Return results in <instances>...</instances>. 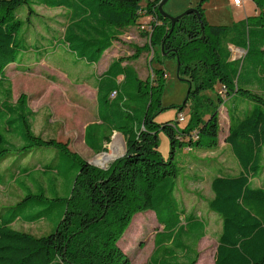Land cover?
I'll list each match as a JSON object with an SVG mask.
<instances>
[{"label":"trees","instance_id":"obj_1","mask_svg":"<svg viewBox=\"0 0 264 264\" xmlns=\"http://www.w3.org/2000/svg\"><path fill=\"white\" fill-rule=\"evenodd\" d=\"M160 1L0 0V166L12 157L16 164L13 167L11 162L14 174L31 175L27 168L20 170L23 160L33 151L49 148L44 151L55 150L57 161L49 169L61 173L63 159L68 169L75 171L64 196L57 194L54 182L51 198L45 197L44 201L37 193L47 189L48 186L40 185L45 177L19 183L27 194L14 206L0 208V264H130L118 241L133 216L145 212H152L162 228L155 235L154 247L144 264H161L165 256L174 259L176 254L186 256V260L174 264H195L196 245L206 233V222L202 224L196 213L180 214L183 212L176 197L179 172L173 162L174 151L177 145L186 146L187 150L217 146L218 108L225 101L221 93L227 97L237 95L248 103L242 117L229 112L225 138L240 171L223 172L210 183L213 197L207 207L221 224L214 263L264 264V187L253 185V179L264 169V97L254 92L264 90V0H251L257 13L231 25L210 24L201 0L195 11L189 10L175 22L171 32L169 19L158 13ZM38 7L64 10L62 46L67 54L91 64L97 63L118 40L119 32L139 25L140 18L149 16L147 46L154 50L149 65L161 59L177 61V76L189 83L179 113L187 100L193 99L186 123L182 126L177 119L160 123L154 120L165 109L161 106L165 67H151V84L127 73L119 62L102 76L97 99L99 102L103 98L105 104L103 118L111 115L113 128L124 135L123 156L103 170L69 150L66 143L36 136L25 98L21 96L16 104L11 103L5 74L9 65L22 68L27 59H37L38 53L45 51L28 37L35 25L45 26ZM225 46L242 50L243 63L232 59ZM256 52L258 58L253 57ZM118 76H123V83H117ZM217 88L220 94L216 93L215 98L207 94ZM203 103L211 106L207 112L199 108ZM159 131L170 141L171 156L167 160L157 150ZM42 172L45 174L46 170ZM13 177H8L6 171L0 173V184L5 180L12 182ZM25 182L31 184L30 188ZM35 188L38 192L29 191ZM45 203L48 206L40 207ZM21 207L29 209L23 211ZM54 208V230L47 235L37 237L11 228L18 219H49ZM161 246L160 261L152 262Z\"/></svg>","mask_w":264,"mask_h":264},{"label":"rangeland","instance_id":"obj_2","mask_svg":"<svg viewBox=\"0 0 264 264\" xmlns=\"http://www.w3.org/2000/svg\"><path fill=\"white\" fill-rule=\"evenodd\" d=\"M200 2L201 0H168L163 11L171 17H176L183 14L188 9H194ZM232 3L233 0H204L202 2V8L204 9L205 18L210 24L231 25L244 21L247 16H252L254 4L251 1L241 0L240 7H235ZM141 5L144 6V2H142ZM37 10L46 23L45 26L35 25L28 37L33 39L31 41L36 39V42L41 43L43 46L45 44V52L49 51V53H52L53 50H50L48 44H46V40L43 42V39H38L37 35L45 39H49L53 35H61L64 19L59 16L62 15L63 12L60 9L49 10L43 7L37 8ZM143 19H145V17L141 18L140 22ZM149 22L150 21L140 23L139 25L132 26V28L125 30L122 37L116 42L115 54L107 59H113L116 53H118V56L126 55V57H131L133 54L137 53V50L142 51L146 49V53H142L135 65L137 66L139 76L144 80L150 81L153 76L150 69L151 66H149L148 62L154 55V50L147 46L150 32ZM45 28L48 30L45 31ZM146 46L148 49L145 48ZM225 47L230 51L232 59H239L240 63H243L244 58L243 60L240 58L244 54L242 50H238L233 46ZM133 48H135L136 52H133ZM156 52L157 51H155V53ZM253 57L258 58L259 54L256 52ZM51 58L49 60L40 61L29 60L25 62L26 64L23 65L22 68L15 66L14 68L10 67L7 69L5 74V86H10L11 103H16L21 96L25 98L26 103L28 102V106L33 112L30 123L32 124L33 133L36 136L43 139L52 138L56 141L66 143L69 150H72L83 160L88 161L90 165L107 170L111 163L115 159L123 156L125 152L124 142H121L122 151L120 154H117L118 147H116V144L119 137L118 139H114L113 145L111 144L112 142L106 144L105 148L100 153H93L82 149L84 148L82 143L83 130L86 125L96 120L93 81L88 80V77L91 75H99L103 67L99 65L91 70L82 66L79 68L73 67L74 70L70 72L69 69H66L67 67L65 65L58 61H53ZM165 60L166 80L161 94V106L165 109L159 112L154 118L157 123L167 120L176 121L179 113L178 107L186 101L189 90V83L185 79H179L177 76V61L174 62L172 59ZM154 63L155 62H153L152 65ZM254 90V92L264 97V90ZM216 93H219L218 88L216 92H207L208 95L214 98ZM221 95L225 99L222 104L223 108L220 106V109L218 108L220 123L222 125L221 135L223 134V137H220L217 148L214 151L197 152L195 148L192 150V148L189 147L190 149L187 150L186 146L177 145L174 151L173 162L179 172V177L176 181V197L178 199V205L183 212L180 214L186 215L187 212H191L192 216H195L196 213L198 215L196 218L202 224L205 222L207 223V237L197 243L196 246L198 249V259L200 260L197 264H215L214 257L217 246V236L220 230V221H218V217L214 213L211 212L212 214H210L207 207V201L211 198V195H213L209 188V181L215 174V167L223 166V172L231 174H236L239 170V166L235 161V156L229 146L226 145L225 138L229 131V112L232 115L235 114V116L242 117L245 114L248 100H242V98L237 95H232L231 97H227L225 93H221ZM1 98L2 96L0 95V99ZM199 99L200 97L197 98L196 104H199ZM192 101L193 99L190 97L189 100H187L186 107L180 112L184 118V122H179L182 126L188 119L189 105ZM241 101L242 103H240ZM199 108L201 112H207L211 106L203 103ZM205 117L206 115L204 118ZM114 137L115 135L113 138ZM120 137L122 138V136ZM157 139L158 153L162 159L167 160L171 156L170 141L167 135L162 131L158 132ZM46 149L49 150V148H42L39 151H33L23 160L20 170L27 168L28 171H31V175H20V172L14 174V170L11 168V162L13 167H15L16 164L12 157L5 160L6 162L0 166V173L6 171L7 176L13 177L14 175L13 179L16 181L15 184L5 180V182L9 183L4 182V184H0V208L2 206L12 207L18 203V201L27 194L24 189L22 195L19 183L24 181L32 182V177L36 179L45 177L40 185L43 188L48 186L47 189L43 190L41 187V192H38L36 188L29 189L32 193L37 191V195L40 196L42 201H44L45 197L51 198L53 194L51 184L54 182L58 186L57 194L59 196H64L67 193L75 171L68 169V165L64 164L65 160L63 159H61V173L56 174L49 169V165L57 161H55V150L51 153H47L44 151ZM192 155L198 157L202 156V159H205V161L201 160V163H196L195 165L194 163L196 161L192 158ZM262 156V163L264 164V152ZM101 157H106L108 160L99 163L100 161L97 160ZM18 166L19 164H17V168ZM43 170H46L45 174H43ZM253 185L264 187V169L258 178L253 179ZM41 193H43V196H41ZM46 206H48V204L45 203L40 207L45 208ZM21 208L23 211L29 209L28 207ZM55 210L56 208L50 211L49 214L51 216L49 215V219L31 223L18 219L11 224V228L24 231L37 237L47 235L54 230L55 220L51 219V217H54ZM7 212H10V210ZM157 226L156 223L154 224L153 216L145 214L137 218L134 225L130 228L131 230L122 237V243H127L128 245L126 249L128 250L127 255L130 258V264H144L147 261L152 252L153 236L158 228ZM162 249L163 247L161 246L157 252L154 253L152 262L160 261L159 258L162 257ZM184 260H186V256L176 254L174 259L165 256L161 264H174Z\"/></svg>","mask_w":264,"mask_h":264},{"label":"crops","instance_id":"obj_3","mask_svg":"<svg viewBox=\"0 0 264 264\" xmlns=\"http://www.w3.org/2000/svg\"><path fill=\"white\" fill-rule=\"evenodd\" d=\"M249 1H251V0H249ZM232 5L235 6V7H238V6L240 7V5H234L233 3H232ZM38 8H42V7H38ZM43 8H45V7H43ZM46 9H48V8H46ZM57 9L62 10L63 14L60 15L59 17L60 18H63L62 16L64 15V10L61 9V8H57ZM49 10H56V9H49ZM256 13H257V10H256L255 5H254V10H253L252 16H254ZM143 17H145V19H143L140 23L148 22V21L151 20V18L149 16H143ZM247 17H250V16H247ZM63 23L65 24V20L63 21ZM64 24L62 25L63 26L62 27V33H63V29H64ZM215 25H219V24H215ZM221 25H223V24H221ZM130 28H132V26L131 27H127V28L123 29L121 32H119V38H118V40L122 37V34L124 33V31L127 30V29H130ZM142 28H146V27H142ZM62 33H61V35H53V36L57 37L56 40H54L53 36L51 38H49V39H45L44 38L46 40V42H47L46 44H48L50 50H53L52 53H49V51L48 52H45L43 50L44 51L43 53H41V52L38 53L40 55H39V57L37 59L30 58V59H27V61H29V60L30 61L31 60H35V61L49 60L51 57H53V58H51L53 61H58L59 63H62L63 65H65L67 67L66 69H69L70 70V72H72L74 70L73 67L79 68V67L82 66V67H85V68H88V69L91 70V69H93L96 66H99V65L102 66L103 67V70H102V72H100L99 75H97V76L91 75V76L88 77V80L93 81L94 94H95L94 103H95V108H96V120L94 122L89 123L88 125H86V127L83 130V135H82V140L83 141H82V143L84 145V148H82V149L83 150H86V151L88 150V151L93 152V153H100L101 151H103V149L105 148V145L106 144L112 142L111 144L113 145L114 139H118V137H119V140H121L120 142H122V143L124 142V145H125L124 135L120 131L115 130L113 128V126H112V122H114V119L111 117V115H110V118H109V116L106 115L105 116L106 117L105 118L106 120L103 118V116L105 115L103 113V106L105 104L102 102L103 101V98H102L101 101L98 102V99H97V86L99 84H101V78H102V76L109 70V68L111 67V65L118 64L119 62H120V64H118V65L120 67H122V68H126L127 69L126 70L127 73H131V74L134 73L138 77V79L144 80L143 78H141L139 76V73L137 71V66L135 64H136V62H138V59H140L142 53H144V52L146 53V49H144L142 51H138L137 50V53L136 54H133V55L131 53V55H132L131 57H126V55H119L118 56V53H116V56L113 59H110L111 60L110 61L107 58L108 57L110 58L111 56H113L115 54V52H116L115 51V46H116V42H118V40H116V41L113 42V44H112V46L110 48H108L106 51L103 52V54L101 55V57H100V59H99V61L97 63L91 64V63L86 62L85 60H79V59H76L75 56L67 54V51L65 50L64 46H62V43H61L62 42V40H61L62 39ZM45 40H43V42H45ZM33 42H35V44L36 43H39V42H36V40L31 41V43H33ZM38 45H39V47H42L43 49H45L44 48L45 47V44H44V46L41 43H39ZM145 48H147V46ZM40 50H42V49L40 48ZM133 50H134L133 52H136L135 48H133ZM165 62H166V60L161 59L160 61L157 60L153 65L151 64L149 66L154 67V68L165 67ZM148 64H149V62H148ZM17 65L18 64H11V65H9V68L10 67H13L14 68L15 66L17 67ZM150 82H151V84L154 83L153 82V79L150 80ZM117 83H123V76H118ZM13 104H16V103H13ZM26 106L31 111V109L28 106V102L26 103ZM220 107L223 108L222 104L220 105ZM220 107H219V109H220ZM218 115H219V112H218ZM32 117H33V112L31 111V119H32ZM31 127H32V124H31ZM32 131H33V129H32ZM221 132H222V125L220 123V115H219V134H218V139H217L218 142L220 140V137H223V134L221 135ZM114 135H115V137L113 138ZM119 135L122 136V138ZM112 138H113V140H112ZM122 139H123V141H122ZM218 142H217V145H218ZM216 148H217V146L214 149L195 148V150L197 152H203V151H206L207 152V151H214ZM192 150H193V148H192ZM192 158L196 161L194 163L195 165H196V163H201L202 161H205V159H202V156L201 157H198L196 155H192ZM235 161L237 162L236 158H235ZM220 166H222V165H220ZM215 170H216L215 171V174L212 176V178L209 181V188H210V183H211L212 179L215 178L218 175H222L223 174V166L222 167H217L216 166L215 167ZM239 171H240V168H239L238 172ZM23 175L26 176L27 174L24 173ZM12 182L15 183L16 181L15 180H12ZM25 186L30 188L31 184L29 182H25ZM56 186H57V184H56ZM57 189H58V186H57ZM176 190H177V185H176ZM22 195H23V191H22ZM212 197H213V195H211V198ZM145 214H149V215L153 216L154 224L156 223L158 225L157 226L158 228L155 231L154 236H153V247H154V237L157 234V232L159 230H161L162 226L157 222V220H156V218H155V216H154V214L152 212L138 213V214H136V215L133 216V218H132L129 226L124 231L123 235L121 236V238L118 241L120 247L123 249V251L126 254H128L127 253L128 250L126 249L128 247V245H127V243H122V240H123L122 237H124L129 232V230H131L130 228L132 227V225H134L135 220L137 218L142 217ZM210 214H212V213L210 212ZM213 216H214V214H213ZM218 221H220L219 218H218ZM33 222H35V221H33ZM219 225H220V229H221L220 222H219ZM206 228H207V223H206ZM219 233H220V230H219ZM206 237H207V234L205 233V235L197 243H199L201 240H203ZM218 237H219V234L217 236V243H218ZM197 251H198V249H197ZM199 261L200 260L197 258V261H196L195 264H197Z\"/></svg>","mask_w":264,"mask_h":264},{"label":"water","instance_id":"obj_4","mask_svg":"<svg viewBox=\"0 0 264 264\" xmlns=\"http://www.w3.org/2000/svg\"><path fill=\"white\" fill-rule=\"evenodd\" d=\"M168 0H161L160 1V3L158 4V13L160 14V15H162L163 17H166V18H168L169 19V21H170V32H171V30H172V28H173V26H174V24H175V22H177L184 14H186V13H188L189 12V10H193V11H195L194 9H188L186 12H184L183 14H181V15H179V16H176V17H171V16H169V15H167L166 13H164V6H165V4H166V2H167ZM161 49H162V47H161ZM184 104V103H183ZM124 155V154H123ZM89 163V162H88ZM90 164V163H89Z\"/></svg>","mask_w":264,"mask_h":264},{"label":"bare ground","instance_id":"obj_5","mask_svg":"<svg viewBox=\"0 0 264 264\" xmlns=\"http://www.w3.org/2000/svg\"><path fill=\"white\" fill-rule=\"evenodd\" d=\"M121 141V140H120ZM120 141H117V144H116V147H118V152H117V154H120L121 153V148H122V144H121V142ZM120 145V146H119ZM107 157V156H106ZM104 158V157H101V158H98V160L97 161H100L99 163H103V162H105L106 160H108L107 158Z\"/></svg>","mask_w":264,"mask_h":264},{"label":"built area","instance_id":"obj_6","mask_svg":"<svg viewBox=\"0 0 264 264\" xmlns=\"http://www.w3.org/2000/svg\"><path fill=\"white\" fill-rule=\"evenodd\" d=\"M233 4L234 5H241V0H233ZM177 120H178V122H184V118L181 115V113H178Z\"/></svg>","mask_w":264,"mask_h":264}]
</instances>
